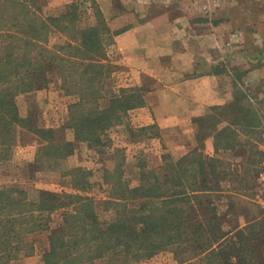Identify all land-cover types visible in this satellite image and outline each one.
<instances>
[{"label": "trees", "instance_id": "trees-1", "mask_svg": "<svg viewBox=\"0 0 264 264\" xmlns=\"http://www.w3.org/2000/svg\"><path fill=\"white\" fill-rule=\"evenodd\" d=\"M31 2L0 0V150L6 152L13 140L12 124L19 112L15 94L46 87L48 70L77 97L69 105L66 127H73L76 139L97 143L101 131L144 103L142 94L122 89L120 96L113 94L107 105L100 106L104 93L98 75L103 74L105 63L97 59L110 28L99 8L92 25H80L77 1L47 17L33 9ZM54 30L65 34L59 48L48 42ZM233 93L230 102L211 105L208 112L195 117V137L200 144L211 137L216 151L222 147L239 152L238 147H247L257 155L255 160H245L258 165L257 175L264 169V151L258 148L261 109L241 88L235 87ZM52 129L36 128L42 147L62 145L52 141ZM200 148L166 161L164 173L142 166L133 186L121 174L110 181L104 177L111 183V194L100 203L77 192L0 186V264L33 254L31 234L48 229L56 209H62L61 222L49 230L44 264H96L99 258L107 264H134L164 250L172 251L179 264H264V218L239 211L236 199L245 197V192L222 187V183L233 184L248 169L244 165L241 172L219 169L224 160L205 155ZM70 171L72 185L83 187L87 182L83 169ZM222 196L227 201L219 204ZM100 209L112 210L111 219L101 221Z\"/></svg>", "mask_w": 264, "mask_h": 264}, {"label": "rangeland", "instance_id": "rangeland-1", "mask_svg": "<svg viewBox=\"0 0 264 264\" xmlns=\"http://www.w3.org/2000/svg\"><path fill=\"white\" fill-rule=\"evenodd\" d=\"M71 2L73 0L67 2L62 0H32L31 3L33 4V9L40 10L41 14L47 17L64 12L67 4ZM242 2L237 5L235 4V9L232 11L238 16L234 18L225 15L229 14L226 10L230 9L229 7L232 4L230 0H222L215 6L212 3H205L202 8L208 12H217L220 15L211 19L212 24L217 29L215 37L219 40L218 49L216 52H213V55L215 56V53L217 56L220 54L221 58L234 61H228L226 63L222 61L224 62L223 65H218V69L226 72L228 79H230V100L234 95L233 90L235 87H239L244 92L249 93L251 101L261 109L262 122L260 125L258 148L264 151V0H242ZM96 7L97 5L92 0H86L79 4L78 12L81 16L78 22L80 25H92V22L95 21L93 13ZM246 11H250L254 15L247 18L244 14ZM105 20L110 31L103 36L102 45L104 49L101 56L97 59L105 63L104 67L101 68L103 74L98 75V79H101V83H103L101 92L104 93V96L99 98L100 106L107 105V100L110 96L113 94H121L122 89L127 91L132 89L137 93H141L142 97H144L143 95L146 92L144 88L139 89L133 86L123 85L126 81L128 82V80L124 79L126 77V70L124 71L118 63L119 56L117 50L113 48L114 36L119 30L118 28L112 30V27L109 25V20L106 18ZM194 20L200 21L203 19L194 18ZM64 38V33L54 30L49 34L48 42L50 45L53 44L59 48L58 45L63 44ZM69 51L68 49H64L63 52L67 53ZM95 72L98 71L95 69ZM45 73L48 77V85L46 87L42 86L34 90L19 91L14 96L19 107L18 120L12 124L13 140L10 147L6 152L3 149L0 150V186L8 187L13 185L14 187L16 186L27 190L43 188L56 192H77L91 196L100 203L104 199L102 198L103 196H109L111 194V183L106 181L104 177L107 176V179L110 181L112 176L116 179L121 174L123 175L122 179L128 181L130 186L138 182V173L133 171L130 164H128L126 173H122L121 163L123 161V155L120 150L116 149L114 153L112 151L113 142L121 139L120 134L123 131H128L127 134L134 139L141 138V141L147 139L149 136L160 137L161 144L166 145L169 150V152L161 153L160 149L162 148H160V144V146L157 144V152L155 150H145L147 148L145 144L142 147L140 146V151H142L139 154L138 172L142 166H145L152 171H156V173H164L167 171L163 168L165 162L171 159L168 153L180 155L181 152L186 148L189 149V147L199 148L200 146V149L206 155V150L208 149L207 144H205L206 142L200 144L201 142L195 137V124L193 122L196 116L208 112V108L204 111L196 112L190 121V130L187 128L188 132L179 129H161L156 126L138 127L133 131H129L127 125L128 109L126 111L127 113L118 117L112 126L100 132L99 142L89 144L86 140L76 139L75 130L71 126L67 125L66 127V124L70 118L69 105L77 100V97L73 92H68L61 86L60 78L54 71L48 70ZM233 82L235 83V87L233 86ZM119 101L117 100V103ZM226 103L228 102L223 104ZM139 106L142 105L136 107ZM90 109L92 108L88 110ZM37 127H45L46 129L53 128L51 130L52 141L54 140L57 144L62 143V145H58V147L54 145L42 147L44 141L36 133L35 130ZM143 128L144 130H142ZM66 142L72 145L66 148L63 145ZM211 143L213 145V139ZM19 144H22V148L18 153L16 150ZM150 145L154 146L155 144L150 143ZM35 148H37V151ZM238 148L242 150L238 152L230 148L219 147L217 152L210 156L224 160V163L218 165L219 169L241 172L243 165L244 168L248 169L247 173H240L239 179L237 178L233 184L231 182H227L226 184L222 183V187L224 186V189H228L234 186L235 188L238 187V191L245 192L247 196H239L236 199L237 207L240 208L239 211H245L244 213L246 215L256 218H264V211L261 204L263 192L259 181V173L263 169L259 170L256 175L255 172L258 165H248L245 160H255L257 159V155L250 154L251 151L247 147H244V150L243 146ZM31 152L36 153V155L33 160L28 162ZM14 153L15 155L18 153L16 158L13 155ZM244 153L246 156L243 157ZM25 154L29 155L24 156ZM22 157H25V160ZM215 164L218 163L215 162ZM97 166L103 170L102 180L100 173H90L92 170L87 168L92 167L94 169ZM75 167L82 168L86 174L87 182L82 184L83 187L76 188L78 184H74L75 186L72 185L70 170ZM116 187L119 188L120 186ZM221 201H227L226 196H222L221 199L217 200L219 204ZM61 211L62 209H56L51 213V219L49 221L50 227L48 229H41L31 234V238L34 239L35 248L38 252L41 251L43 253L48 247L47 235L51 227H55L61 222ZM112 216V210H99V219L103 222L110 220ZM241 219H243V216H240ZM42 253L37 256V259L32 260V264H44ZM160 253H168L171 257H174L173 252L170 250L160 251L152 256ZM22 257L24 256L20 255L17 259H13L11 261L12 264H16L15 261ZM150 257L137 260L134 264H141ZM96 264H107L106 259L99 258ZM162 264H165V262H162Z\"/></svg>", "mask_w": 264, "mask_h": 264}, {"label": "crops", "instance_id": "crops-1", "mask_svg": "<svg viewBox=\"0 0 264 264\" xmlns=\"http://www.w3.org/2000/svg\"><path fill=\"white\" fill-rule=\"evenodd\" d=\"M73 1L81 4L86 0ZM92 1L109 20L111 29L119 30L114 36L113 48L117 50L118 63L124 71L126 70L124 79L128 82L126 81L123 85L144 88L146 91L142 106L127 111L129 131L138 127L156 126L161 129H179L188 132L191 127L190 121L196 112L204 111L211 105L230 101V79L226 72L218 69V65L234 61L225 60L220 57V54L219 57L216 53L215 56L213 55V52L218 49L219 40L215 37L217 29L211 19L220 15L202 8L205 3H212L215 6L222 0ZM230 2L232 3L230 9L226 10L229 14L225 15L237 17L238 15L233 13L235 4L243 2L242 0H230ZM244 14L247 18L254 15L250 11ZM194 18L203 20H194ZM127 133L128 131H123L120 134L121 139L112 144L113 153L117 149L123 155L122 173H126L128 164L132 166L135 173H139L137 171L139 170V154L144 144L147 145L145 150L157 152L158 144V146L161 145V153L169 152L166 145L161 144L160 137L149 136L141 141V138L134 139ZM211 140V137L204 139L208 148L206 155L209 156L217 152ZM150 143L155 145L151 146ZM21 148L22 144H19L16 151L19 153ZM192 148H184L180 155L171 153L168 155L177 159L187 154ZM35 150L37 151V148ZM34 152L30 153L28 162L36 155ZM17 154H13L15 158ZM22 158L25 160V157ZM87 168L92 170L90 173H100L102 180L101 167ZM109 196L102 198L107 199ZM239 221L241 225L245 224L244 218L240 220L239 217ZM41 253L35 248L33 254L15 262L16 264H32V260L37 259ZM162 262L178 264V261L168 253L152 256L141 264H162Z\"/></svg>", "mask_w": 264, "mask_h": 264}, {"label": "built area", "instance_id": "built-area-1", "mask_svg": "<svg viewBox=\"0 0 264 264\" xmlns=\"http://www.w3.org/2000/svg\"><path fill=\"white\" fill-rule=\"evenodd\" d=\"M259 181H260V185H261V189H262V192H263V197H262V200H261V204H262V207H263V211H264V169L259 173Z\"/></svg>", "mask_w": 264, "mask_h": 264}]
</instances>
